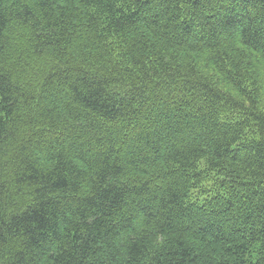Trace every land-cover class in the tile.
<instances>
[{
  "label": "trees",
  "instance_id": "obj_1",
  "mask_svg": "<svg viewBox=\"0 0 264 264\" xmlns=\"http://www.w3.org/2000/svg\"><path fill=\"white\" fill-rule=\"evenodd\" d=\"M0 264H264V0H0Z\"/></svg>",
  "mask_w": 264,
  "mask_h": 264
}]
</instances>
